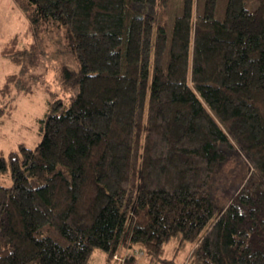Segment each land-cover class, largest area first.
Listing matches in <instances>:
<instances>
[{
    "label": "trees",
    "instance_id": "trees-1",
    "mask_svg": "<svg viewBox=\"0 0 264 264\" xmlns=\"http://www.w3.org/2000/svg\"><path fill=\"white\" fill-rule=\"evenodd\" d=\"M14 3L57 30L77 92L34 148L0 152V264H87L94 248L138 264L118 255L134 245L164 263L173 236L194 244L185 264H264V0ZM17 42L1 54L21 63ZM231 154L249 171L222 207L211 185Z\"/></svg>",
    "mask_w": 264,
    "mask_h": 264
},
{
    "label": "rangeland",
    "instance_id": "rangeland-1",
    "mask_svg": "<svg viewBox=\"0 0 264 264\" xmlns=\"http://www.w3.org/2000/svg\"><path fill=\"white\" fill-rule=\"evenodd\" d=\"M13 36L18 38L17 48L27 50L21 63H14L1 54L4 43ZM62 64L70 70L78 69L74 55L63 44L57 30L51 25H41L36 32L14 0H0V88L6 77L13 75L9 92L0 96V107L4 109L0 114V152L5 158L19 144L34 148L42 136L38 119L57 101L68 103L76 94L77 86L66 85L61 79ZM248 171L242 155H228L213 177V201L225 206ZM0 184H12L9 168L0 175ZM193 246L190 242L179 246V237L173 236L163 246L160 260L164 259V263L150 260L140 245L122 248L118 255H132L138 264H185ZM120 261L116 257L114 264H122ZM87 264H105L104 252L94 248Z\"/></svg>",
    "mask_w": 264,
    "mask_h": 264
},
{
    "label": "crops",
    "instance_id": "crops-1",
    "mask_svg": "<svg viewBox=\"0 0 264 264\" xmlns=\"http://www.w3.org/2000/svg\"><path fill=\"white\" fill-rule=\"evenodd\" d=\"M121 249H122V248H120V250H121ZM123 249H125V248H123ZM120 250H119V251H120ZM114 262H115V261H111V263H110V264H114Z\"/></svg>",
    "mask_w": 264,
    "mask_h": 264
},
{
    "label": "built area",
    "instance_id": "built-area-1",
    "mask_svg": "<svg viewBox=\"0 0 264 264\" xmlns=\"http://www.w3.org/2000/svg\"><path fill=\"white\" fill-rule=\"evenodd\" d=\"M116 257H118V256H114V259H116ZM118 259H119V257H118Z\"/></svg>",
    "mask_w": 264,
    "mask_h": 264
}]
</instances>
